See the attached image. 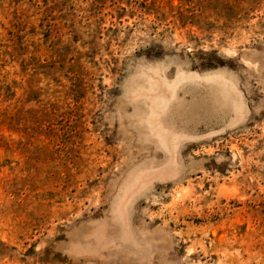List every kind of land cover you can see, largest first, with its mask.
<instances>
[{
    "label": "rangeland",
    "instance_id": "374dc122",
    "mask_svg": "<svg viewBox=\"0 0 264 264\" xmlns=\"http://www.w3.org/2000/svg\"><path fill=\"white\" fill-rule=\"evenodd\" d=\"M0 264H264V0H0Z\"/></svg>",
    "mask_w": 264,
    "mask_h": 264
}]
</instances>
